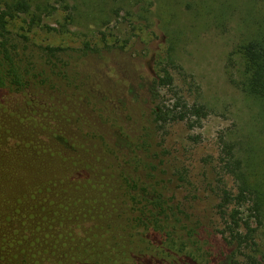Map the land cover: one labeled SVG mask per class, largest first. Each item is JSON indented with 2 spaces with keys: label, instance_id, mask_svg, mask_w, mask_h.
<instances>
[{
  "label": "trees",
  "instance_id": "16d2710c",
  "mask_svg": "<svg viewBox=\"0 0 264 264\" xmlns=\"http://www.w3.org/2000/svg\"><path fill=\"white\" fill-rule=\"evenodd\" d=\"M75 6L0 0V264H240L237 254L264 264L254 239L264 227V176L231 142L223 141L207 184L223 223L218 248L206 246L214 233L174 202V182L191 181L167 159L158 134L178 121L192 128L207 114L174 83L171 71L182 72L174 43L155 49L153 73L140 77L147 81L132 85L117 71L108 85L99 72L105 50L126 52L125 43H36L9 28L19 15L35 26L58 8L66 25ZM198 7L223 22L219 8ZM238 34L226 77L264 98V0L247 10Z\"/></svg>",
  "mask_w": 264,
  "mask_h": 264
},
{
  "label": "rangeland",
  "instance_id": "374dc122",
  "mask_svg": "<svg viewBox=\"0 0 264 264\" xmlns=\"http://www.w3.org/2000/svg\"><path fill=\"white\" fill-rule=\"evenodd\" d=\"M256 1L68 0L76 4V9L66 25L65 12L58 8L43 15L35 26L24 22L23 15L9 26L13 32L22 31L36 43L76 48L84 42L91 47L125 43L126 52L105 50L108 61H104L99 72L108 85L116 80L117 71L131 80L132 85L147 81L148 74L154 70L155 49L166 50L174 43L173 55L182 70L171 71L174 83L188 101L203 104L207 114L192 128L181 121L168 125L159 132L158 140L174 168L185 170L186 178L191 181L179 187L174 182V202L181 203L192 221L201 222L214 233L216 242L206 241V246L212 243V248H218L222 242L219 230L223 223L213 208L216 199L207 184L215 174L213 166L223 141L231 142L236 154L256 174L264 176V98L242 92L229 82L224 70L226 55L239 39V27L245 25L246 12ZM200 3L219 8L218 13L224 14L223 22L212 21L198 7ZM146 17L149 21L144 22ZM62 23L64 26L60 27ZM149 31L153 32L150 39ZM142 75L146 78L141 79ZM141 106L147 109L148 103L140 102ZM227 179L233 185V180ZM252 219L253 216L249 217L254 226ZM254 239L255 248L264 255V227L256 230ZM237 258L240 264L247 262L242 254H237Z\"/></svg>",
  "mask_w": 264,
  "mask_h": 264
}]
</instances>
